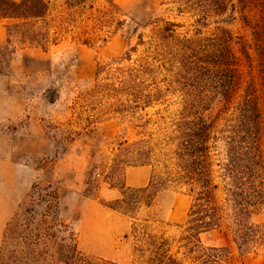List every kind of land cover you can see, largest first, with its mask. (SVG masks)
Wrapping results in <instances>:
<instances>
[{
    "label": "rangeland",
    "instance_id": "374dc122",
    "mask_svg": "<svg viewBox=\"0 0 264 264\" xmlns=\"http://www.w3.org/2000/svg\"><path fill=\"white\" fill-rule=\"evenodd\" d=\"M63 1L50 2L47 20L65 30L46 51L25 41L39 28L0 14V264H149V243L167 244L176 264H264V245L241 250L226 232L186 238L191 197L161 185L177 170L163 153L185 111L219 128L237 123L203 63L216 28L251 47L243 86L252 68L264 91V7L248 12L247 26L238 13L228 24L229 11L203 19L195 0H93L73 10ZM169 23L173 40L157 33ZM156 93L135 109L136 97ZM253 222L264 226V207Z\"/></svg>",
    "mask_w": 264,
    "mask_h": 264
},
{
    "label": "trees",
    "instance_id": "16d2710c",
    "mask_svg": "<svg viewBox=\"0 0 264 264\" xmlns=\"http://www.w3.org/2000/svg\"><path fill=\"white\" fill-rule=\"evenodd\" d=\"M50 2L0 0V14L4 18L25 19L27 25L32 26L30 29L39 28L36 32L31 30L25 41L46 51L49 46L57 45L58 37L63 36L59 33L65 30L63 22L52 24L53 20H47ZM91 2L93 0H64L62 5L67 10L85 9ZM194 5L203 19L224 16L229 11L225 20L228 24L236 21L235 14L238 13L244 25L250 26L248 12L260 5L264 7V0H236V3L232 0H195ZM173 26L169 23L157 33L165 40H173L176 37ZM184 40L192 44L191 40ZM209 40L207 60L201 63H206L211 70L214 95L223 101L224 109L233 107L237 123L219 128L217 119L185 111L181 120L174 124L173 135L166 140L168 151L163 153L166 161L175 160L177 170L175 173L165 172L166 178L161 185L172 182L176 187L185 188L191 197L186 238L199 240L202 234L218 230L229 234L232 243L246 251L264 245V226L253 222V217L264 207V91L259 90L252 68L243 86L241 61L251 67L253 57L251 47L242 38L233 36L228 29L216 28ZM125 59H131L130 53ZM145 69L146 64H143L139 71ZM158 96L156 93L136 97L133 101L135 109L141 104L150 106L158 101ZM149 152L152 154L151 150ZM147 164L152 165L151 162L142 165ZM164 167L168 168L167 165ZM153 183L145 191L153 188ZM36 189L34 187L32 193ZM45 196L57 207L59 197L56 192L51 191ZM144 204L149 205L146 201ZM132 233L136 237H149L146 227L134 226ZM71 239L75 240V236L72 235ZM149 247L154 254V258H149V264H176L167 256V244L149 243ZM140 251L144 253L146 250L142 248Z\"/></svg>",
    "mask_w": 264,
    "mask_h": 264
}]
</instances>
